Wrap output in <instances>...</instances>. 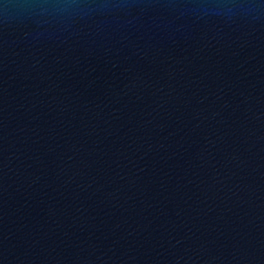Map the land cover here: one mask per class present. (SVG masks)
Instances as JSON below:
<instances>
[{
    "label": "water",
    "instance_id": "95a60500",
    "mask_svg": "<svg viewBox=\"0 0 264 264\" xmlns=\"http://www.w3.org/2000/svg\"><path fill=\"white\" fill-rule=\"evenodd\" d=\"M0 264H264V0H0Z\"/></svg>",
    "mask_w": 264,
    "mask_h": 264
}]
</instances>
